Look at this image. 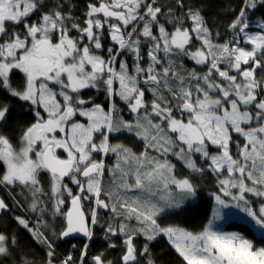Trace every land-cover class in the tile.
Returning a JSON list of instances; mask_svg holds the SVG:
<instances>
[{
  "label": "snow or ice",
  "instance_id": "snow-or-ice-1",
  "mask_svg": "<svg viewBox=\"0 0 264 264\" xmlns=\"http://www.w3.org/2000/svg\"><path fill=\"white\" fill-rule=\"evenodd\" d=\"M83 7L0 0V264H158L159 239L178 264H264V0Z\"/></svg>",
  "mask_w": 264,
  "mask_h": 264
},
{
  "label": "trees",
  "instance_id": "trees-1",
  "mask_svg": "<svg viewBox=\"0 0 264 264\" xmlns=\"http://www.w3.org/2000/svg\"><path fill=\"white\" fill-rule=\"evenodd\" d=\"M76 2L79 4V13H82L84 11V3L87 2V0H76ZM213 7L210 9V12L214 15L215 12L223 10L224 6L227 4V0H210ZM236 0H232L233 5L235 4ZM260 15V12H257V16ZM227 21H222V23H226ZM189 67H191V64H189ZM15 86V85H14ZM94 94V93H90ZM4 94L0 92V96H3ZM103 96L100 95L97 102H102ZM9 103L13 105V120L9 121L10 126L15 121H24L26 119H29L28 116L24 114V108H26V105H23L16 99L12 98L8 100ZM121 103L122 102H118ZM125 116L128 118V115L125 110ZM124 139V138H122ZM125 142L131 144L132 141L126 140ZM180 166L178 165V169ZM206 188L211 189L213 188V181L211 177H208L204 181ZM0 195H4L3 192H0ZM205 209L203 207H194L188 209L186 212H183L180 214L179 217H169L168 222L169 223H180L182 226L191 227L194 224H199L202 216L204 215ZM26 213L23 212L20 209L15 210L11 215H25ZM27 215V214H26ZM3 219L9 224V226L14 230H19L18 226L13 223L8 217H3ZM35 219V217H34ZM101 223H103V220H101ZM228 229L231 230H237V231H244L245 234H250L251 231H254L252 229V226L243 220H232L229 221L226 225ZM95 231V238L94 241L91 242V252L90 255H94L97 251L102 250L105 245L101 239L103 236V232L100 230V226L97 225L94 229ZM20 234L23 236L25 241H28V234L24 231H20ZM258 236V233L256 234ZM87 242L86 238H77V239H69L67 243L60 242V246L57 249L59 253L67 254V252L71 249L72 244H76L78 246H81L83 243ZM34 250L37 252L38 256H43V252L41 251V248L35 244L32 245ZM153 252L156 254L158 259V264H178L177 257L173 250L168 246L166 239H159L157 242H154L153 244ZM119 255L118 251H110L109 258H115Z\"/></svg>",
  "mask_w": 264,
  "mask_h": 264
},
{
  "label": "rangeland",
  "instance_id": "rangeland-1",
  "mask_svg": "<svg viewBox=\"0 0 264 264\" xmlns=\"http://www.w3.org/2000/svg\"><path fill=\"white\" fill-rule=\"evenodd\" d=\"M24 216H25V218H29L28 214L27 215L25 214ZM34 217H35V214H32L31 219L34 220ZM236 219L246 221L245 217L242 214H239V213H237L235 216H233L229 221L236 220ZM226 230L233 231L231 229H228L227 227H226Z\"/></svg>",
  "mask_w": 264,
  "mask_h": 264
},
{
  "label": "water",
  "instance_id": "water-1",
  "mask_svg": "<svg viewBox=\"0 0 264 264\" xmlns=\"http://www.w3.org/2000/svg\"><path fill=\"white\" fill-rule=\"evenodd\" d=\"M80 238H83V237H80Z\"/></svg>",
  "mask_w": 264,
  "mask_h": 264
}]
</instances>
